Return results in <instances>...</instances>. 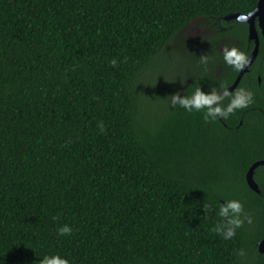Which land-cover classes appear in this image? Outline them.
Instances as JSON below:
<instances>
[{
    "label": "trees",
    "instance_id": "obj_1",
    "mask_svg": "<svg viewBox=\"0 0 264 264\" xmlns=\"http://www.w3.org/2000/svg\"><path fill=\"white\" fill-rule=\"evenodd\" d=\"M257 2L0 0V264H237L244 245L264 264V164L259 192L246 179L264 158V37L216 106L241 88L250 104L187 99L235 81L224 51L254 44L225 16ZM232 198L243 223L224 239Z\"/></svg>",
    "mask_w": 264,
    "mask_h": 264
},
{
    "label": "clouds",
    "instance_id": "obj_2",
    "mask_svg": "<svg viewBox=\"0 0 264 264\" xmlns=\"http://www.w3.org/2000/svg\"><path fill=\"white\" fill-rule=\"evenodd\" d=\"M224 59L227 63L234 65L237 69L242 67L246 63V56L243 51L232 47L226 49L223 53ZM115 64V59L110 61ZM230 102L223 108H213L210 107L213 104V101L219 99L215 91L212 93L205 94L196 90L192 97L189 99L197 107L209 106L207 107L208 111H220L221 115L226 117L228 113L232 112L236 108L246 107L252 102V93L246 91L243 88L238 89L234 94H231ZM243 211V204L239 199H227L226 203L221 204L219 208L218 216L223 219L215 225L214 231L221 234L224 239H229L235 235L237 228L243 223V218L241 213ZM247 219L250 220V217ZM71 231L69 225L65 224L57 228L59 234H67ZM39 264H70V261L67 257L60 255L59 253L44 254L40 260Z\"/></svg>",
    "mask_w": 264,
    "mask_h": 264
},
{
    "label": "water",
    "instance_id": "obj_3",
    "mask_svg": "<svg viewBox=\"0 0 264 264\" xmlns=\"http://www.w3.org/2000/svg\"><path fill=\"white\" fill-rule=\"evenodd\" d=\"M225 17L227 18L233 17L239 21L246 22L248 24V39L254 41V46L249 56L246 58V63H244L243 66L241 67L239 74L236 77L235 81L230 86L222 88L218 93V97L221 93L231 91L237 86L242 75L244 74V72L248 70L249 65L254 62L258 54V51L260 49V36L264 37V0H258L255 8L247 13L236 12V13L226 15ZM217 100L215 101L214 108H217L216 106ZM216 113L218 114V111H216ZM258 164H264V158L254 161L249 166L246 172V179L248 181V184L250 185L251 188H253L257 192H259V186L253 177V172H254V168ZM258 245H259V250L263 252L264 251V235L262 239L258 242Z\"/></svg>",
    "mask_w": 264,
    "mask_h": 264
},
{
    "label": "flooded vegetation",
    "instance_id": "obj_4",
    "mask_svg": "<svg viewBox=\"0 0 264 264\" xmlns=\"http://www.w3.org/2000/svg\"><path fill=\"white\" fill-rule=\"evenodd\" d=\"M247 36H248V32H247ZM248 41L250 43L253 42V44H254L253 40H249L248 39ZM220 44H223V45L227 46L226 43H222L221 42ZM252 254H253V252L250 251V245H249V247H247V245H244L242 251L237 253L238 256L236 257L235 261H236L237 264H253L254 263V261H253L254 258H252Z\"/></svg>",
    "mask_w": 264,
    "mask_h": 264
},
{
    "label": "rangeland",
    "instance_id": "obj_5",
    "mask_svg": "<svg viewBox=\"0 0 264 264\" xmlns=\"http://www.w3.org/2000/svg\"><path fill=\"white\" fill-rule=\"evenodd\" d=\"M176 60V59H175ZM176 62H178L177 60L174 62V64H176ZM181 66H184L185 65V62H184V60H180L179 62H178ZM177 71V69L175 68L174 69V72H176ZM155 77H156V75H155ZM152 78V75H149L148 77H147V79L146 80H148V79H151ZM186 78H188V77H186ZM145 80V81H146ZM159 105H162V102H161V104H159ZM151 109H152V111L155 113V114H158V112H159V110H160V108H158V104H155V105H153V106H151Z\"/></svg>",
    "mask_w": 264,
    "mask_h": 264
}]
</instances>
